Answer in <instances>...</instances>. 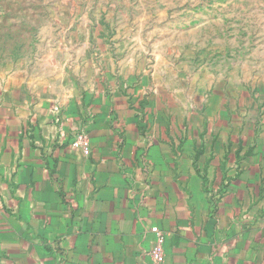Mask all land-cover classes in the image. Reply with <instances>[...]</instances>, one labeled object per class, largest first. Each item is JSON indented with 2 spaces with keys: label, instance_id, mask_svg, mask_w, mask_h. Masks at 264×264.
Wrapping results in <instances>:
<instances>
[{
  "label": "crops",
  "instance_id": "0c3cea01",
  "mask_svg": "<svg viewBox=\"0 0 264 264\" xmlns=\"http://www.w3.org/2000/svg\"><path fill=\"white\" fill-rule=\"evenodd\" d=\"M74 61L0 73V264H155L154 227L164 264H264V121L203 141L147 74L87 82Z\"/></svg>",
  "mask_w": 264,
  "mask_h": 264
},
{
  "label": "rangeland",
  "instance_id": "374dc122",
  "mask_svg": "<svg viewBox=\"0 0 264 264\" xmlns=\"http://www.w3.org/2000/svg\"><path fill=\"white\" fill-rule=\"evenodd\" d=\"M72 61L87 82L147 74L181 117L210 125L203 141L225 121L231 138L245 124L251 136L264 121V0H0V73L34 80Z\"/></svg>",
  "mask_w": 264,
  "mask_h": 264
},
{
  "label": "built area",
  "instance_id": "2783aa9c",
  "mask_svg": "<svg viewBox=\"0 0 264 264\" xmlns=\"http://www.w3.org/2000/svg\"><path fill=\"white\" fill-rule=\"evenodd\" d=\"M54 112L57 115L56 122H60L61 120L59 108H55ZM70 145L73 150L80 151L84 156L88 157L92 153L91 140L87 133L83 130H79L73 134ZM151 231L156 236V241L151 251L152 260L155 264H164L166 261V254L164 249L166 236L157 227L152 228Z\"/></svg>",
  "mask_w": 264,
  "mask_h": 264
}]
</instances>
